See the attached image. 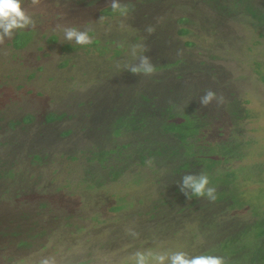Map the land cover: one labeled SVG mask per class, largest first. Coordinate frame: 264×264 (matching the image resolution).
Listing matches in <instances>:
<instances>
[{"label": "rangeland", "instance_id": "374dc122", "mask_svg": "<svg viewBox=\"0 0 264 264\" xmlns=\"http://www.w3.org/2000/svg\"><path fill=\"white\" fill-rule=\"evenodd\" d=\"M115 2L22 0L31 23L0 37V264H264V25L245 10L264 0ZM184 115L193 152L223 151L215 199L180 190L205 174L166 129Z\"/></svg>", "mask_w": 264, "mask_h": 264}, {"label": "clouds", "instance_id": "9594fccd", "mask_svg": "<svg viewBox=\"0 0 264 264\" xmlns=\"http://www.w3.org/2000/svg\"><path fill=\"white\" fill-rule=\"evenodd\" d=\"M113 9L117 8V3L113 0ZM31 23L29 15L22 8V0H0V37L11 36L12 29H22ZM65 39L75 41L76 44L86 45L91 43V37L85 31H79L75 27L66 28L64 31ZM131 73L139 71L151 72L152 68L149 65L148 58L143 57L139 66L129 68ZM214 93L209 91L202 98V103L207 105L213 98ZM210 180L207 175L200 174L198 179L193 175L188 174L183 176L181 191L186 196L189 192L186 189H191V195L196 197H208L215 199V189L209 186ZM155 264H224L221 257L214 255H197L189 256L184 251L164 252L152 256ZM135 264H148V257L142 253L135 254Z\"/></svg>", "mask_w": 264, "mask_h": 264}, {"label": "trees", "instance_id": "16d2710c", "mask_svg": "<svg viewBox=\"0 0 264 264\" xmlns=\"http://www.w3.org/2000/svg\"><path fill=\"white\" fill-rule=\"evenodd\" d=\"M245 10H246V13L249 14L252 18H254V20H256L259 24L264 25V11L263 10L259 11V10L252 9L250 7H246ZM182 32L185 33L186 30L182 29ZM15 40H18V39L16 38ZM93 42H92V45H94L96 43L95 41H93ZM16 43H17V41H15V43L13 42V47L15 49H21V48L25 47V45H26L25 42H23L21 44H16ZM185 117L188 118V116H185V115L184 116H178L177 119L175 118L176 120H173L174 118H171L170 120H168L167 124L165 125L166 129L169 132L173 133L175 135V137L179 140V142L182 143L183 145L184 144L188 145V147H189V145H193V146H191V148L187 149V152H186V155L188 154L192 158V160H191L192 162L190 161L189 164L191 163L193 166H202L204 168V171H205L204 175H214L213 176L214 178L212 180L210 179V183L218 186V185H220V181H219L220 177L217 176V173H215V174L213 173L214 172L213 169L216 167L217 162L220 161L219 160L220 157L218 156V153H220L222 155L223 151L220 149V147L218 145H213L211 143L205 142V143H202L203 146L205 147V150H206L205 152H203V153L201 152V154L193 152L192 147L199 146V144L198 143H189L188 140L193 139L194 137H196L195 139H197L198 138L197 135H198V133H201V130L199 128H196L195 132H191L190 130L193 128H191V129L185 128L184 125L182 124V120L184 121L186 119ZM56 118L57 117L54 114H52V115H49L47 120L51 121V120H55ZM211 147H213V149L215 147L217 151L216 150L214 151V155H212V154L206 155L205 153H207L208 148H211ZM213 149L211 148V150H213ZM204 155L207 157V160L201 161L200 158H202ZM187 167H188L187 164H183L181 166V168H183V169H186ZM218 197L222 198L219 196V194H218ZM117 208H119V207H117ZM260 221L262 222V220H259V222ZM261 226L262 227L264 226L263 222L261 223ZM263 236H264V228L255 234L256 239L263 237ZM27 244L29 245V243H27ZM224 246H227V244H224ZM259 259L264 263V258H262L261 255H260Z\"/></svg>", "mask_w": 264, "mask_h": 264}, {"label": "flooded vegetation", "instance_id": "af4514ba", "mask_svg": "<svg viewBox=\"0 0 264 264\" xmlns=\"http://www.w3.org/2000/svg\"><path fill=\"white\" fill-rule=\"evenodd\" d=\"M118 5V4H117ZM106 7H111L110 5L109 6H106Z\"/></svg>", "mask_w": 264, "mask_h": 264}]
</instances>
